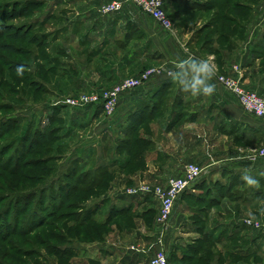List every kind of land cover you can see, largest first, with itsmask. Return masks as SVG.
Instances as JSON below:
<instances>
[{
  "label": "rangeland",
  "instance_id": "obj_1",
  "mask_svg": "<svg viewBox=\"0 0 264 264\" xmlns=\"http://www.w3.org/2000/svg\"><path fill=\"white\" fill-rule=\"evenodd\" d=\"M259 1L188 0L186 5L175 3L173 15L168 5L166 10L173 28L178 26L188 34L187 42L203 49L205 40L214 36L207 29L212 18L219 20V33L228 34L233 30L229 22L231 7L236 3L256 6ZM72 8L68 0H0V264H123V241L138 240V247L148 254L156 249V240L153 245L151 240L159 236V200L126 192L142 183L164 187L169 181L155 179L151 171L143 175L145 161H139V156L149 120L133 124L125 143L117 142V159H123L127 154L123 149L130 147L131 158L124 168H110L111 162L97 166L99 159L88 148L81 155L72 152L82 140L94 136L102 122L100 119L81 128L78 113L93 106L76 108L65 103L68 97L90 91L76 87L85 77L86 71L81 70L90 56L71 48L72 35L82 27L70 19ZM174 16L182 19L178 22ZM220 34L215 37H222ZM166 64L161 65L167 69ZM100 112L107 120L117 110L111 116L103 109ZM110 134L105 132L103 137L118 136ZM112 143L102 144L99 154L104 160L110 155L108 145ZM263 150L257 147L249 152L259 154ZM251 155L252 160L258 157ZM221 169H205L201 176L207 181L201 189H191L182 201H176L172 210L175 214H171L176 220L180 217L182 227L189 224L181 216L182 207L193 211V216L206 214L226 198L238 195V177L226 170L220 173ZM254 191L260 201L264 200L262 181ZM126 209L125 214L117 213ZM145 209L151 216L148 219L141 218ZM253 222L262 225L257 219ZM141 232L143 237L133 240L134 234ZM166 232L168 264H180L181 259L182 264H208L213 258L212 251L207 256L206 250L214 244L192 238L193 231L181 236L176 232L177 237L172 228H166ZM174 239L180 248L174 247Z\"/></svg>",
  "mask_w": 264,
  "mask_h": 264
},
{
  "label": "crops",
  "instance_id": "obj_2",
  "mask_svg": "<svg viewBox=\"0 0 264 264\" xmlns=\"http://www.w3.org/2000/svg\"><path fill=\"white\" fill-rule=\"evenodd\" d=\"M111 1L115 0H68L74 8L70 19L74 24H82L79 32L71 37V48L90 56L81 70L86 71L85 77L76 83V87L81 91L110 87L122 78L135 76L143 69L165 62L172 73L176 63L192 56L209 62L214 71L211 83L215 84L216 91L211 96H192L180 91L171 75L156 77L148 85L122 94L117 112L110 119H103L101 109L94 106L78 113L81 128L95 125L101 119V129L82 140L72 152L81 155L88 148L99 159L97 166L111 162L110 168L118 165L124 168L131 158L130 147L123 149L129 156L123 154V159H117V142L128 138L133 124L149 120L148 132H143L141 139L145 146L139 156V161H145L143 175H149L151 171L155 179L166 181L180 176L187 163H194L204 170L223 168L220 173L229 171L228 174L235 175L240 181V186L236 187L238 195L226 198L206 214L193 216V211L182 207L181 216L189 223L184 227L178 222L180 217L176 220L172 212L167 230L172 228L175 237L193 231L192 238L212 242L213 248L206 250L207 256L211 251L213 253L208 264H264V207L263 211L261 209L264 200L257 198L256 185L249 186L241 179L242 174L249 172L259 184L264 183V155H258L254 160L249 158L253 154L250 149L264 148V117L247 113L237 96L217 80L219 75L238 79L244 89L264 93V2L260 0L237 16L230 15L233 30L228 34H220L216 28L219 20L212 18L207 29L214 36L205 45L203 43V49H196V44L187 42L188 34L178 26L164 31L153 18L130 2H125L114 14L102 15L100 6ZM177 2L186 5L188 0H166L171 15L175 12L171 8ZM174 19L179 22L182 16H174ZM219 34L222 37L216 38ZM105 132L118 136L113 139L103 137ZM112 140L113 143L108 145L110 155L106 157L111 161H105L99 153L102 144ZM146 143H150V147ZM206 181V176H200L192 190L201 189ZM221 182L225 183V180L221 179ZM247 219H257L262 226H249L245 223ZM142 233L131 237L133 240L141 238ZM167 235L166 232V239ZM156 238L151 240V245ZM137 241H123V264L149 263L154 252L148 254L141 250ZM132 244L137 246L131 248ZM173 245L175 248L181 246L175 239Z\"/></svg>",
  "mask_w": 264,
  "mask_h": 264
},
{
  "label": "built area",
  "instance_id": "obj_3",
  "mask_svg": "<svg viewBox=\"0 0 264 264\" xmlns=\"http://www.w3.org/2000/svg\"><path fill=\"white\" fill-rule=\"evenodd\" d=\"M125 2L134 4L143 13L153 18L163 30H172L173 24L167 14L165 0H115L101 5L99 11L102 15L114 14L122 8ZM235 69L237 70L238 67L235 66ZM165 75H171V71L166 69L165 65L149 67L142 70L138 75L121 79L110 87L91 90L77 96L68 97L65 99V103L76 108H82L88 105L102 106L106 115L111 116L117 110L119 99L122 94L142 88L148 85L154 78ZM217 80L227 90L237 96L239 103L247 113L256 117H264V93L259 94L244 89L238 79L219 75ZM258 155H264V151H261L259 154H252L251 157L254 158ZM203 171L204 169L197 164L187 163L183 168L182 174L169 179L167 185L164 187L142 183L141 185L127 189L126 192L129 195H151L159 200L160 206L156 222L160 231L156 239V249L148 264H168V256L165 249V233L175 201L185 191L193 187L194 182L201 176ZM245 223L255 228L262 226L258 222L250 220H246Z\"/></svg>",
  "mask_w": 264,
  "mask_h": 264
},
{
  "label": "clouds",
  "instance_id": "obj_4",
  "mask_svg": "<svg viewBox=\"0 0 264 264\" xmlns=\"http://www.w3.org/2000/svg\"><path fill=\"white\" fill-rule=\"evenodd\" d=\"M171 76L183 93L192 96H211L216 91L215 84L211 83L214 71L206 59L189 56L176 63ZM241 179L249 186L259 184V181L249 172L242 174Z\"/></svg>",
  "mask_w": 264,
  "mask_h": 264
},
{
  "label": "trees",
  "instance_id": "obj_5",
  "mask_svg": "<svg viewBox=\"0 0 264 264\" xmlns=\"http://www.w3.org/2000/svg\"><path fill=\"white\" fill-rule=\"evenodd\" d=\"M246 7H243L242 6V4L240 5V4H235V5H233L232 7H231V12H232V16H237V14H240L241 12H243V10H249L250 9V6L247 4V5H245ZM165 8H166V0H165ZM167 11V10H166ZM167 14H168V16L170 17V14L168 13V11H167ZM171 19V18H170ZM232 19H231V17L229 18V21H231ZM162 29V28H161ZM206 41H208V40H205V42ZM206 44V43H205ZM204 44V45H205ZM99 107H101V109H102V106H99ZM97 108H98V106H97ZM100 109V108H99ZM195 185V184H194ZM196 186H198L197 184H196ZM193 188V187H192ZM191 188V189H192ZM191 189H188L187 191H185L179 198H181V197H183L184 195H187V194H190V193H188V191H190ZM178 198V199H179ZM177 199V200H178ZM176 200V201H177ZM176 201H175V203H176ZM175 205V204H174ZM127 210L128 209H126L125 211L123 210V211H120V212H117V213H123V214H125L126 212H127ZM142 216H147V218L146 219H148V218H150L151 216L149 215V213H148V211L146 210L145 211V213L142 215ZM183 258H185V256H183ZM169 263V262H168Z\"/></svg>",
  "mask_w": 264,
  "mask_h": 264
}]
</instances>
